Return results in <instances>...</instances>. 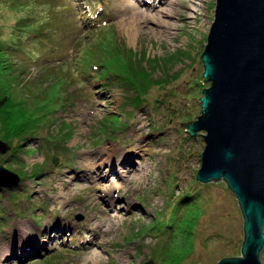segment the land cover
<instances>
[{"label": "rangeland", "instance_id": "1", "mask_svg": "<svg viewBox=\"0 0 264 264\" xmlns=\"http://www.w3.org/2000/svg\"><path fill=\"white\" fill-rule=\"evenodd\" d=\"M83 1L102 4L104 25H84L81 0H0V45L24 23L45 32L26 53L12 45L4 54L23 72L13 87L0 73V94L19 104L0 110V139L12 147L0 166L21 177L0 187V264L239 256V202L223 180L198 182L205 132L193 137L181 126L202 114L210 84L201 56L217 0ZM134 15L133 38L121 21ZM10 116L38 128L11 140Z\"/></svg>", "mask_w": 264, "mask_h": 264}, {"label": "water", "instance_id": "2", "mask_svg": "<svg viewBox=\"0 0 264 264\" xmlns=\"http://www.w3.org/2000/svg\"><path fill=\"white\" fill-rule=\"evenodd\" d=\"M201 59L203 82L210 84L200 99L202 114L181 126L193 137L205 132L198 182L223 180L244 220L241 254L217 264H264V0H217ZM11 150L0 139V155ZM20 182L18 174L0 166V187Z\"/></svg>", "mask_w": 264, "mask_h": 264}, {"label": "trees", "instance_id": "3", "mask_svg": "<svg viewBox=\"0 0 264 264\" xmlns=\"http://www.w3.org/2000/svg\"><path fill=\"white\" fill-rule=\"evenodd\" d=\"M81 2H82V5L84 4L83 11H81V12L83 15L82 19L84 20L85 26L89 25V24L90 25L95 24V26H96V24H97L98 25L97 28H98L101 24L104 25L106 23L107 20L104 22L102 21V23H98V21H99L98 19L103 14L102 11L104 10L101 3L91 4L92 2L90 3L87 1H83V0H81ZM11 3L15 5V2L11 1ZM17 5H19V4H17ZM100 12H102L101 15H100ZM24 25H25V23L23 25L18 26L17 29H15L13 31L11 41H8L6 43H4L5 42L4 41V42H2L3 44L0 45V71H1L0 73H1V76H3V78H5L7 80L6 83L9 84V87L10 86L13 87L15 82L18 80V76L15 75L17 68H18L19 72H21V73H23V72L21 71V69H19V66L16 63V61L13 62L11 60H8L4 56V54L6 52L9 53V49H10V52H11V49L16 50L17 47H18V50H20L22 53H26L27 52V44L29 43V41H34L35 38H38L39 34H43V35L45 34L43 29L33 31V30L28 29L26 26L25 27L27 29L24 28ZM35 35H36V37H34ZM13 39L14 40L17 39L16 44H13V42H14ZM12 45H17V46H16V48L13 49ZM42 45H44V44L42 43ZM1 58H4V59H1ZM52 62H54V61H52ZM94 70L98 71L99 68H96ZM90 76H94V75H90ZM10 91L12 94H14L12 89ZM15 103H16L15 99L13 98V96H11L10 93H4L3 92L0 94V110L2 108H4L5 106H14V105H16ZM17 105H19V104L17 103ZM1 112H3V111H0V115H1ZM9 114H10V112H9ZM0 117H1V119H4L3 116H0ZM5 118H7V117H5ZM4 121H5V119L3 121H0V123L4 124L5 123ZM9 122H10L9 123L10 128L7 129V133L9 134L11 140L16 139V138L17 139L22 138L30 130H33L32 128H38V126H36V124H35L36 122H33V121L26 122L24 118L20 122V121L15 120L14 117L10 116ZM10 144H12V142ZM195 193H199V192L195 191L194 193H187L188 194L187 199L194 196ZM173 225L171 224V227ZM176 226H177V224L174 225L172 227V230L168 231L167 234L174 236L175 232L173 231V228L176 229ZM157 228L160 232L159 236L162 235V233H164L165 228H163V226L161 224L159 226H157Z\"/></svg>", "mask_w": 264, "mask_h": 264}, {"label": "bare ground", "instance_id": "4", "mask_svg": "<svg viewBox=\"0 0 264 264\" xmlns=\"http://www.w3.org/2000/svg\"><path fill=\"white\" fill-rule=\"evenodd\" d=\"M126 4L127 5H130L132 4V2L130 0H125ZM136 22H137V16L134 15L132 16L130 19H123L121 21L122 25H124V27L126 28L127 32L133 36V38L135 37V33L133 32L135 30V26H136ZM114 151H117L116 148H114L113 152ZM111 154H109V158H110ZM86 161L89 163V164H96L95 162L97 161V158H94L92 162L89 161V159H86ZM112 180H115V179H112ZM115 185L117 187H120V183L119 182H115Z\"/></svg>", "mask_w": 264, "mask_h": 264}]
</instances>
